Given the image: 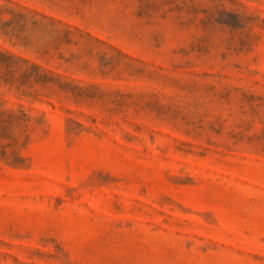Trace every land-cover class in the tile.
Listing matches in <instances>:
<instances>
[{
	"label": "rangeland",
	"instance_id": "obj_1",
	"mask_svg": "<svg viewBox=\"0 0 264 264\" xmlns=\"http://www.w3.org/2000/svg\"><path fill=\"white\" fill-rule=\"evenodd\" d=\"M0 264H264V0H0Z\"/></svg>",
	"mask_w": 264,
	"mask_h": 264
}]
</instances>
